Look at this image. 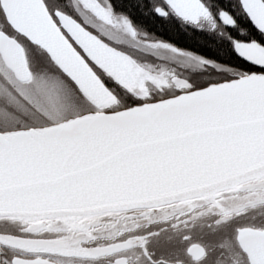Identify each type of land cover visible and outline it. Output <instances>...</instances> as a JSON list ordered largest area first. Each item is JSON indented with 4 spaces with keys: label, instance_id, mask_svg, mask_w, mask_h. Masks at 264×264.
<instances>
[{
    "label": "snow or ice",
    "instance_id": "6c2138e0",
    "mask_svg": "<svg viewBox=\"0 0 264 264\" xmlns=\"http://www.w3.org/2000/svg\"><path fill=\"white\" fill-rule=\"evenodd\" d=\"M0 264H264V0H0Z\"/></svg>",
    "mask_w": 264,
    "mask_h": 264
},
{
    "label": "trees",
    "instance_id": "16d2710c",
    "mask_svg": "<svg viewBox=\"0 0 264 264\" xmlns=\"http://www.w3.org/2000/svg\"><path fill=\"white\" fill-rule=\"evenodd\" d=\"M147 23L155 29L158 36L175 43V45H178L180 48L194 51L198 55H204L209 59L219 60L227 59L230 55L227 45L224 44L223 39L210 37L200 38L195 35H188L178 29L172 31L166 26L157 27L151 22Z\"/></svg>",
    "mask_w": 264,
    "mask_h": 264
},
{
    "label": "flooded vegetation",
    "instance_id": "af4514ba",
    "mask_svg": "<svg viewBox=\"0 0 264 264\" xmlns=\"http://www.w3.org/2000/svg\"><path fill=\"white\" fill-rule=\"evenodd\" d=\"M145 27L147 28V30H149V31H154L155 33H157L156 31H155V29L152 27V26H150L148 23H146L145 24ZM178 29V28H177ZM179 30V29H178ZM157 35V34H156ZM158 36V35H157ZM158 37H160V36H158ZM161 39H164V40H166V41H168V42H170V43H172V44H174L175 45V43H173V42H171V41H169V40H167V39H165V38H162V37H160ZM224 44H226L227 45V43H226V41H224ZM175 46H177V47H179L178 45H175Z\"/></svg>",
    "mask_w": 264,
    "mask_h": 264
}]
</instances>
